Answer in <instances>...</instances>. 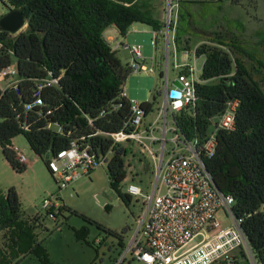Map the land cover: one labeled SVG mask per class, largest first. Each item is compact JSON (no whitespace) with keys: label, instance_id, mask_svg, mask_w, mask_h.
I'll use <instances>...</instances> for the list:
<instances>
[{"label":"trees","instance_id":"16d2710c","mask_svg":"<svg viewBox=\"0 0 264 264\" xmlns=\"http://www.w3.org/2000/svg\"><path fill=\"white\" fill-rule=\"evenodd\" d=\"M2 4L23 12L26 20V29L17 34L0 30V71L15 64L19 79L16 89L0 88V148L7 163L15 172L25 170L11 147L20 135L40 159L67 150L72 141L105 155L112 143L106 134L119 131L128 115L129 104L119 99V93L131 70L116 57L103 32L114 27L125 37L133 24L162 32L165 23L159 9L163 0H4ZM177 5L175 48L191 52V36L186 38V31L182 32L191 14L181 0ZM210 35L194 49L195 57L203 58L196 109L177 118L187 137L195 130L204 134L209 120L223 111L227 101H239L234 131L217 133L215 153L205 165L217 188L233 197V212L244 218L245 237L257 261L264 264V212L259 211L264 205V91L252 77L254 65L249 69L246 64V59L253 58L241 41L225 40L219 33ZM47 72L61 76L59 85L44 89L42 105L26 110ZM154 100L141 104L147 113L153 110ZM115 105L119 108L113 111ZM103 108L108 114L98 118ZM86 118L93 120L92 127ZM49 123L60 126L62 133L48 130ZM131 150L122 144L114 147L107 163L113 186L126 179L125 158ZM45 163L48 169V160ZM120 198L130 200L127 194ZM37 221L38 217L22 221L13 189L0 197V234L4 233L0 264H17L28 256L48 262L34 236Z\"/></svg>","mask_w":264,"mask_h":264},{"label":"built area","instance_id":"2783aa9c","mask_svg":"<svg viewBox=\"0 0 264 264\" xmlns=\"http://www.w3.org/2000/svg\"><path fill=\"white\" fill-rule=\"evenodd\" d=\"M168 2L166 29L160 33L152 31L153 54L149 59L150 67L143 64L145 58L141 45L122 42L110 44L113 52L121 49L130 54L131 73L154 74L160 70L163 102L156 115L147 120L154 108L147 113L136 100L128 99L127 90L123 86L119 99L128 102L129 111L121 129L106 134L112 142L108 152L100 156L92 152L87 144L72 141L67 150L49 158L48 170L58 191L62 192L107 164L116 145L130 146L131 149L135 146L142 156L149 157L154 166L155 181L150 192L143 191L136 184L127 187L126 194L130 198H140L144 213L136 234L115 264H125L128 258L131 264H261L242 230L244 218L236 217L233 212V197L217 188L205 165V161L215 153L217 133L234 131L240 103L237 99L227 101L223 111L209 120L204 134L196 130L192 136L184 134L177 117L183 112L195 111L199 100L196 87L203 82L195 61L190 65L187 60L179 61L176 58L174 38L178 5L177 1L174 5L170 0ZM159 37L164 50L161 67L156 56ZM170 47L173 50V70L177 71L174 81L179 83L180 88L174 86L173 82V88H169ZM189 53L184 52V57H188ZM60 79L61 76L56 77L52 72H47V76L36 85L34 101L26 110L41 106V92L58 86ZM18 83L15 64L0 71L2 90L7 87L16 89ZM173 91L178 92L179 97H171ZM118 108L115 105L112 110ZM49 114L50 111L45 113ZM107 114L108 111L103 108L97 117L104 118ZM86 120L92 127L93 120ZM46 128L56 134L62 133V128L57 124L49 123ZM97 134L99 132L94 135ZM16 160L21 166L28 163L23 151L16 152ZM42 209L55 220L62 209L59 195L44 199ZM259 211L264 212V205ZM196 239L199 241L196 242Z\"/></svg>","mask_w":264,"mask_h":264},{"label":"rangeland","instance_id":"374dc122","mask_svg":"<svg viewBox=\"0 0 264 264\" xmlns=\"http://www.w3.org/2000/svg\"><path fill=\"white\" fill-rule=\"evenodd\" d=\"M170 2L174 5L176 0H170ZM242 3L245 4L246 12L249 11L252 14L251 16H256L258 20L257 23L250 21V25H245L247 32L242 30L241 27L245 37L250 29L264 27V0H242ZM213 8V6L206 7L205 5L204 8L195 11L188 10L192 22L196 21L198 17L203 18L208 15V21L211 20L216 23L217 18H220L219 15L227 12V9H223L218 3ZM10 9L11 7L0 3V18L7 14ZM175 9H173V13ZM160 12L165 23V30L167 0H163V4L159 9ZM235 13L233 12L232 15H240V12ZM223 19L228 21L230 16L226 15ZM240 24L238 19L232 31L237 28L240 29ZM135 27L141 28L143 25L135 24ZM25 29L26 21L25 27L21 31ZM141 29L134 31L133 34L128 33L126 42L129 44L138 43L143 46L142 55L145 58L143 64L150 67L151 62L149 59L153 54L152 34ZM246 38L244 42L242 41V44L247 49ZM160 45L161 51L156 53V56L161 67L162 57L160 56L164 53V50L162 51V41H160ZM172 56L173 50L170 47L168 60L170 89L173 88L172 82L175 80L177 73L173 70ZM178 58L180 59L179 55ZM194 61L200 75L203 58H196L190 54L187 62L193 65ZM122 62L123 65H128L129 61L122 59ZM246 64L250 69L251 64L248 59H246ZM262 68L264 67L260 69ZM159 72L158 69L154 74L130 73L124 82L128 99L136 100L140 104L152 102L153 98L155 99L153 113L148 116L147 120H151L156 115L163 102V94L160 93L162 91V78H160ZM252 77L254 78L253 74ZM256 80L259 83L261 82V88L264 91V76L260 75ZM11 146L16 152L23 151L28 163L25 165L23 172H15L5 160L0 148V197L5 198L8 191L13 189L18 199L19 214L22 221L32 222L34 218L38 217V221L35 223L34 236L37 242L42 244L48 259V262L41 263L37 257L28 256L17 264H115L131 238L136 234L144 213L140 198L132 197L127 203L120 198V195H126L127 187L130 184H136L143 191L150 192L155 181V173L149 157L142 156L138 148L134 146L131 150L132 153L125 158L127 177L122 183L113 186L108 176L107 164H103L89 176L59 192L54 178L46 167L45 161L49 160V155H46L43 159L35 156L23 135L15 137L11 141ZM55 194L60 197L62 209L56 215V219L53 220L42 209V202L44 199H50ZM111 233L116 234L118 237L113 236ZM2 238H4V233L0 234V244ZM197 241L199 239H196ZM129 262L130 258L125 264H131Z\"/></svg>","mask_w":264,"mask_h":264},{"label":"crops","instance_id":"0c3cea01","mask_svg":"<svg viewBox=\"0 0 264 264\" xmlns=\"http://www.w3.org/2000/svg\"><path fill=\"white\" fill-rule=\"evenodd\" d=\"M177 1V0H176ZM250 1V0H249ZM221 6L223 9H227V12L225 14H221L219 15L220 18H217V22H212L211 20L208 21V18L206 16H204L203 18L198 17L196 19V21L191 20L190 24H188V26H186V24H184V28L182 27V32L186 31V38H191V42H192V50L189 53V55H193L192 52L194 51V49L199 46L201 43H203L202 39H205V37H212L210 34L212 33H219L221 35L222 38H224L225 40H234V39H238V41H242L244 42L245 37L246 38V42H247V52L248 54L253 58L249 59V63L254 65L253 67V71L252 74L256 80V78H259V76H264V68L260 69L261 67L256 66L257 64H264V27L260 28V29H250L249 33L246 34V36L244 37V34L242 33V30H246L245 25H250V21L257 23L258 20L256 18V16H251L252 14L249 13V11L246 12L245 9V4L242 3V0H181V4L184 5V7L186 9L189 10H197L200 8H204L205 5L207 6H213L214 8L216 7V5ZM252 3V2H251ZM213 8V9H214ZM233 12H240L239 16H233L232 13ZM235 13V14H236ZM243 14V15H242ZM226 15L230 16V19L227 21H224L223 17H225ZM189 19L191 17H188ZM241 18V20H240ZM199 19V20H198ZM240 21V29H236L235 31L233 30V26L236 25V21ZM230 21V23H228ZM241 27L243 28L241 30ZM139 27H135V24H133L129 30L128 33H135L134 31H137L139 29H141L142 31L146 32V33H150L152 34V30L143 25V27L139 28ZM128 35V34H127ZM126 35V36H127ZM103 36L105 38V40L111 44L113 42L116 43H127L126 42V36L122 37L119 35L118 31L114 28V27H109L107 28L104 32H103ZM160 41L161 38L159 37L158 40V47H157V53H160ZM129 44V43H127ZM136 43H131L129 45H133ZM138 44V43H137ZM140 45V44H139ZM142 46V45H141ZM143 49V46H142ZM163 51V48H162ZM184 52H177L176 51V58L180 61L183 60H188V57H184ZM115 55L116 57L122 62V59H124V61H129L128 65L131 63V56L127 51H123L121 49L115 51ZM178 55L180 57V59L178 58ZM160 57L163 58V55H161ZM122 58V59H121ZM258 76V77H257ZM12 147V146H11ZM12 149L14 150V148L12 147Z\"/></svg>","mask_w":264,"mask_h":264},{"label":"water","instance_id":"95a60500","mask_svg":"<svg viewBox=\"0 0 264 264\" xmlns=\"http://www.w3.org/2000/svg\"><path fill=\"white\" fill-rule=\"evenodd\" d=\"M169 0H167V6H169ZM25 17L23 12L10 9L7 14L0 18V30L7 32L9 34H17L25 27ZM173 85L180 88L177 81H173ZM171 97H179L178 92H171Z\"/></svg>","mask_w":264,"mask_h":264}]
</instances>
